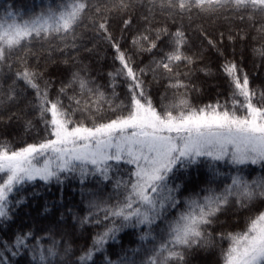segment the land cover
Instances as JSON below:
<instances>
[{"label":"snow or ice","instance_id":"obj_1","mask_svg":"<svg viewBox=\"0 0 264 264\" xmlns=\"http://www.w3.org/2000/svg\"><path fill=\"white\" fill-rule=\"evenodd\" d=\"M248 49L264 63V0L0 9V126L36 131L20 143L0 132V232L37 182L58 185L63 208L74 181L83 205L39 229L17 226L0 239V264H194L209 250L214 264H264V79L250 77ZM101 51L107 67L94 74ZM57 52L65 67L47 74ZM213 63L215 99L194 100Z\"/></svg>","mask_w":264,"mask_h":264},{"label":"trees","instance_id":"obj_2","mask_svg":"<svg viewBox=\"0 0 264 264\" xmlns=\"http://www.w3.org/2000/svg\"><path fill=\"white\" fill-rule=\"evenodd\" d=\"M34 2L39 3V0H0V9H3L9 3H14L17 8L23 7L25 10H27L33 5ZM90 35L91 33H86L85 39L84 41H82L85 44H89V46L91 45L87 37ZM105 50L107 51L106 46H105ZM65 51L69 55L72 54L71 49H67ZM54 55L56 57V63L48 64L47 74H51V75L58 74V72L54 71V69H56L55 66H57L58 63H62V60L65 58L64 55L60 52H57ZM104 55H105V51H101L99 62H97L95 56H92V68L94 70V74L96 72L105 71L108 62L103 59ZM88 56L89 53L85 52L83 49L80 50L81 58H85ZM237 58H239V56H237ZM62 65L64 64L62 63ZM245 66L247 71L249 72L250 77L253 78L258 83L260 76L259 72L253 71V69L250 66V63L246 59H245ZM100 79L101 82H103V78L101 77ZM202 79L204 80V78ZM209 96L210 97H207L204 100V102L215 99L216 93L213 91L210 93ZM0 132L7 133L17 143L23 141H31L32 138L36 135L35 129H33L31 132H26L22 122H17V121H13L11 124H8L6 127L0 126ZM250 167L255 169V171L252 173L253 176L261 174V169L259 165L250 166ZM41 185L42 182H37V187L32 190L39 192V195L36 196L34 199H32L31 197L29 198V204L25 208L20 210L19 215L16 218L15 224L12 226V230L6 232H0V239L10 238L12 236V231L15 230L17 226L26 227V226L34 225L37 229H39L48 223V219H51L53 216L58 218L60 212L62 211L66 212L67 207H72L73 211H78L83 207V205H81L80 203L79 187L76 184V182L74 181L66 182L64 189L65 207L63 208L59 206V201H60L59 186L56 185L55 183H52L51 185L48 186H41ZM45 205H47L49 209L48 213L44 212ZM45 217H48V219H45ZM69 224H71L70 219H69ZM132 240H135V237L124 235L123 236L124 246L126 248L135 247L134 243H130V241ZM88 242L90 243V241ZM84 243H85L84 239L77 238L73 247L78 252L80 245ZM112 251L119 252V245L115 246L114 249H112ZM111 258L115 260L117 259V256L113 255ZM218 258H219L218 250H209L207 252L201 251L195 256L194 264H214V262L217 261ZM23 259L24 258H21V264H23Z\"/></svg>","mask_w":264,"mask_h":264},{"label":"rangeland","instance_id":"obj_3","mask_svg":"<svg viewBox=\"0 0 264 264\" xmlns=\"http://www.w3.org/2000/svg\"><path fill=\"white\" fill-rule=\"evenodd\" d=\"M205 27H208L209 30H213L216 27H225L222 22H217V24L215 25H208L205 24ZM229 42L227 41L226 37H225V44H228ZM237 56L240 55V51L241 48L243 47V45L240 42H237ZM230 50H228L229 52L231 51V48H229ZM244 56L245 59L250 63L251 68L253 69V71H257L259 72L260 76H259V81L261 79H264V63H261L260 59L258 57L253 58L251 56V52L250 49L246 50L244 52ZM253 60H255V65H253ZM217 64L213 63L212 65H210L211 68V74L208 76H204L203 74H199V79H200V83L202 86V91L200 93L194 94V99L198 100V101H204L207 97H210V93L211 92H215L217 91V84H218V77H217ZM65 67V65H62V63H58L57 66H55L56 69H54V71L58 72V70L63 69ZM204 78V80L202 79ZM212 95V94H211Z\"/></svg>","mask_w":264,"mask_h":264}]
</instances>
